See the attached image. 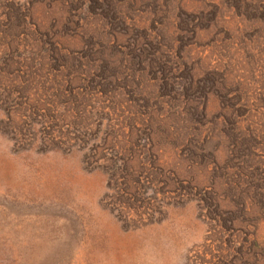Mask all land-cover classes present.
<instances>
[{
	"label": "rangeland",
	"instance_id": "374dc122",
	"mask_svg": "<svg viewBox=\"0 0 264 264\" xmlns=\"http://www.w3.org/2000/svg\"><path fill=\"white\" fill-rule=\"evenodd\" d=\"M0 264H264V0H0Z\"/></svg>",
	"mask_w": 264,
	"mask_h": 264
}]
</instances>
